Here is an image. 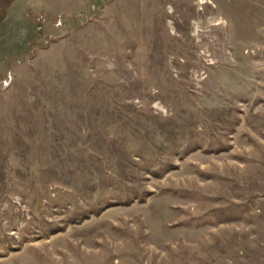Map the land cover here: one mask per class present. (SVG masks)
Returning a JSON list of instances; mask_svg holds the SVG:
<instances>
[{
  "label": "rangeland",
  "instance_id": "374dc122",
  "mask_svg": "<svg viewBox=\"0 0 264 264\" xmlns=\"http://www.w3.org/2000/svg\"><path fill=\"white\" fill-rule=\"evenodd\" d=\"M0 264H264V0H0Z\"/></svg>",
  "mask_w": 264,
  "mask_h": 264
}]
</instances>
